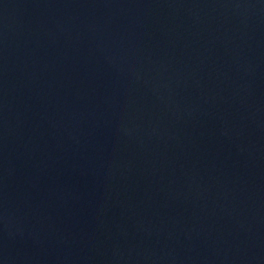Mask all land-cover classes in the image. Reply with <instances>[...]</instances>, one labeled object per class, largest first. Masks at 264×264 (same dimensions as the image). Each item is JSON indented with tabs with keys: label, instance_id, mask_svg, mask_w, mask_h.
Segmentation results:
<instances>
[{
	"label": "water",
	"instance_id": "water-1",
	"mask_svg": "<svg viewBox=\"0 0 264 264\" xmlns=\"http://www.w3.org/2000/svg\"><path fill=\"white\" fill-rule=\"evenodd\" d=\"M0 264H264V0H0Z\"/></svg>",
	"mask_w": 264,
	"mask_h": 264
}]
</instances>
